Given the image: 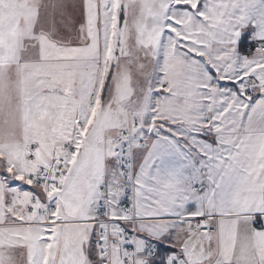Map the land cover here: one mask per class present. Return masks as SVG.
<instances>
[{
	"label": "snow or ice",
	"instance_id": "6c2138e0",
	"mask_svg": "<svg viewBox=\"0 0 264 264\" xmlns=\"http://www.w3.org/2000/svg\"><path fill=\"white\" fill-rule=\"evenodd\" d=\"M0 264H264V0H0Z\"/></svg>",
	"mask_w": 264,
	"mask_h": 264
}]
</instances>
